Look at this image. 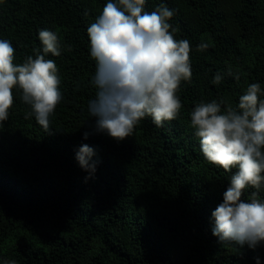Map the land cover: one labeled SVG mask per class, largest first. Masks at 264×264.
<instances>
[{
  "label": "trees",
  "instance_id": "1",
  "mask_svg": "<svg viewBox=\"0 0 264 264\" xmlns=\"http://www.w3.org/2000/svg\"><path fill=\"white\" fill-rule=\"evenodd\" d=\"M106 3L0 0V39L12 42L15 63L42 48L38 29L57 33L61 55L46 59L56 62L63 93L48 129L19 89L0 124V264H264V247L212 235L211 212L236 169L207 161L190 127L197 104L236 108L249 84L264 89V0H146L145 11L162 3L175 10L168 22L174 39L190 42L192 77L181 82L175 119L157 126L146 116L119 143L83 137L92 132L87 107L96 92L87 28ZM217 72L223 79L214 84ZM82 144L99 161L90 178L75 159ZM252 193L264 200V184L242 198Z\"/></svg>",
  "mask_w": 264,
  "mask_h": 264
},
{
  "label": "clouds",
  "instance_id": "2",
  "mask_svg": "<svg viewBox=\"0 0 264 264\" xmlns=\"http://www.w3.org/2000/svg\"><path fill=\"white\" fill-rule=\"evenodd\" d=\"M145 4L146 0H107L87 28L90 55L96 61L91 81L96 92L88 102L94 123L92 132H84L85 140L95 133L119 143L131 137L146 116L162 126L180 113L177 92L181 82L192 77L191 45L186 39H174L177 30L168 22L174 9L162 3L148 12ZM38 36L42 48L23 63L14 62L12 42L0 39V124L9 119L14 89L22 90L21 98L31 108L29 115L44 129L62 101L59 69L53 59H46L49 53L61 55L60 39L47 28L38 29ZM197 47L205 49L207 44ZM222 79L217 72L212 83ZM222 104L201 102L190 113V127L199 138L204 158L227 171L236 169L222 201L211 212V231L220 243L256 250L264 247V200L257 199V193L251 199L242 196L247 188L260 189L264 184V89L260 83H251L236 108L222 110ZM96 155L88 144L75 152L78 164L89 173L87 178L96 172ZM256 259L260 264V258Z\"/></svg>",
  "mask_w": 264,
  "mask_h": 264
}]
</instances>
